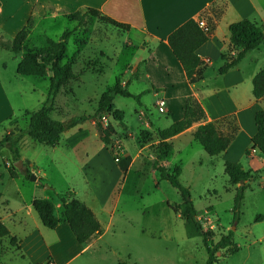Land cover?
Returning <instances> with one entry per match:
<instances>
[{"label": "crops", "instance_id": "0c3cea01", "mask_svg": "<svg viewBox=\"0 0 264 264\" xmlns=\"http://www.w3.org/2000/svg\"><path fill=\"white\" fill-rule=\"evenodd\" d=\"M22 1L25 2V8L21 14L16 15L20 13L18 9L10 11L14 12L10 15L5 12V8L14 6L16 0H0V15L5 12L2 16L6 21L21 16L20 22L11 31V35H14L29 17L41 18L47 15L66 17L65 13L75 10L84 11L87 7L98 8L110 17L129 24V28L125 30L127 33L125 46L133 47L132 53L134 54H131L130 62L128 61L122 69L125 75L123 82L129 80L130 77H134L135 80L143 78L147 82L146 88L143 89H148L149 93H152L154 102L159 97L165 99L166 111L163 113L167 117L153 122L145 113L142 117L136 112L140 124L134 125L133 122L125 119L123 110L115 105V96L112 103L114 108L119 110L127 133L134 134L139 130L154 132L168 126L172 121L183 116L186 98L193 95L203 107L205 116L202 120L193 122L189 127L165 139L171 141V154L172 151H180L179 148H175V143L179 140L188 139L182 145L192 144L191 133L197 124L216 121L223 116L234 114L237 132L225 150L211 157L223 162H240L245 169H250L257 174L249 181L242 202L247 196V189L250 188L249 192H253L255 198V215L254 221L247 227V230L252 238L251 241L258 244L255 264H264V154L256 147H251V137L256 131L254 112L264 107V96L256 99L252 94V77L264 66V39L256 48L248 51L235 66L221 74L217 71L223 61L221 53L228 49H231V53L235 51L229 40V23L244 17L257 23H264V0ZM220 2V8L216 7ZM213 8L217 10L214 12ZM189 17L202 19L213 27L208 39L196 49L204 63L202 77L196 82H189L167 42L169 32ZM94 19L90 17L86 24L80 26L75 22L73 32L77 30L80 32L87 30V33L91 34L98 32L100 28L94 25ZM109 36L111 33L103 30L101 34H98V39H106ZM91 41V36L86 37L85 41L79 44V53H82ZM118 45L121 46L120 43ZM96 47L99 51L111 53L105 51L101 45ZM108 63L109 65L104 64L88 73H95V79L100 81L106 75L114 79L117 74L116 65L110 60ZM86 72L85 70L81 75L84 77ZM103 85L106 88L109 84L105 82ZM70 95L71 99L63 95L61 91L57 93L54 105L59 104L60 114L55 119L64 120L71 116L88 114L86 112L77 114L75 103L77 97L74 94ZM5 103H7L6 94L3 85L0 84V111L2 112L6 108ZM141 110L138 108L135 111L141 112ZM87 121L90 127L96 129L93 126V119H87ZM220 128L225 130V121L220 122ZM79 131L80 139L89 132L82 127H79ZM98 137L101 140L100 133ZM157 142L158 138H154L151 142L138 144L129 137H122L119 143L123 147V153L119 161H115L110 148L101 140V143L75 170L78 174L77 181L73 180L75 173L67 174L65 169L59 167H56L58 175L53 179L49 174V167L53 162L54 166L57 165L55 159L50 158V164L48 163L46 168V165L41 164L40 159L31 160L19 153L22 165L16 171V175L8 176L9 179H6L5 175L0 179V219L7 226L9 236L17 238L16 244H11L8 236L0 238V264H73L75 260H78L76 264H102L107 255L100 253L101 236L114 226L117 204L132 170L140 168L139 171L143 174L147 168L152 166L160 174L158 170L160 165L169 171L174 167H179L176 162L168 160L170 154L164 159L154 161L147 157L146 151L148 153L150 145ZM59 144L52 145V147L55 148ZM80 145L82 143L76 140L72 142L71 147L77 148ZM247 149L248 153H245ZM153 154L155 157V153ZM179 160L178 158L177 161ZM5 161L9 163L10 159L6 158ZM23 168L34 172L42 179V182L30 180L29 176H25ZM257 178L260 179L259 189L253 191L251 182ZM66 191H71V196L81 200L99 221L100 233L91 236L84 243L77 240L68 222L64 219H61L54 228L45 226L32 206L34 198H49L54 203L55 213L60 216L62 202L59 194ZM181 202L182 196L180 202L169 204V206ZM233 241L235 242L234 238ZM235 243L238 251L240 246L237 242ZM234 253L226 254L224 258ZM116 264H124V262L118 261Z\"/></svg>", "mask_w": 264, "mask_h": 264}, {"label": "rangeland", "instance_id": "374dc122", "mask_svg": "<svg viewBox=\"0 0 264 264\" xmlns=\"http://www.w3.org/2000/svg\"><path fill=\"white\" fill-rule=\"evenodd\" d=\"M15 3L14 6H7L4 11L12 15L14 12L10 11L19 9L20 13L16 15L21 14L25 8V2L16 0ZM220 6L221 2L216 7L220 8ZM213 10L215 12L217 9L213 8ZM5 12H2V15ZM2 15H0V36L3 39H11L13 37L11 31L20 22L21 16L6 21ZM30 22L32 27L25 41L27 47H40L45 44L47 38L56 39L64 29H72L75 22L77 23L76 20L73 21L61 15L56 17L47 15L41 18L33 16ZM93 23L100 28L98 32L91 34L87 33V30L85 32L77 30V32H72L67 39V54L72 55L79 49V44L85 41L86 37H92V41L82 50V53L78 51L75 54L73 70L76 76L65 83L60 90L70 99V94L77 97L75 101L77 114L80 112L93 113L96 110L98 98L105 88L103 84L105 82L111 84L114 80L107 75L101 81L96 80L95 73L89 74L88 71L92 72L94 68L102 67L104 64L109 65L110 60L115 63V71L122 83H125L123 82L125 75L122 69L128 64V61L130 62L131 54H134L132 53L133 47L125 46L127 36L125 30L96 18ZM103 30L110 32L111 36L106 39H98V34H101ZM119 43L122 47L118 45ZM100 45L105 51L111 53L99 51L96 46ZM23 53L24 49L15 54L0 47V84L3 85L6 94L7 103L5 104L8 105L3 112L0 111V139L8 130L21 129L18 147L19 153L24 158L40 159L41 164L46 165V168L49 159H55L56 166H54V162L53 164L49 163L51 177L53 179L57 177L56 167H59L65 169L67 174L75 173L73 180L77 181L78 174L75 170L78 165L101 143L98 133L101 137L103 123L97 117L93 119V126L96 129L89 126L87 119L76 123L61 133L60 144L55 148L52 145L36 142L28 136L26 133L27 119L23 115V111L34 110L41 105L46 97L48 79L47 76L25 75L16 72L17 61ZM85 70L87 72L83 77L81 73ZM146 86L147 82L143 78L135 80L134 77H130L127 88L134 93L142 92L139 100L123 95H116L114 100L115 105L123 110L125 119L133 122L134 125L140 124L138 115L143 117L144 113L153 122L161 121L167 117L165 113L158 111L154 99H152V93H149L148 89H143ZM138 108L142 109L141 112L135 111ZM107 113H109L108 124H112L114 127L110 143L119 141L122 137H129L138 144L143 143L142 130L131 134L124 129L122 117L121 119L119 117V110L116 116L111 111ZM59 114V104H56L50 112V116L56 118ZM79 127L89 131L82 139H80ZM151 135L152 137L156 136L155 131ZM144 137L147 138L149 135L146 134ZM76 140L82 145L72 148L71 144ZM187 140L182 139L175 143V148H179L180 151H172L168 160L176 162L180 167L179 181L188 189L194 207L200 211L211 206V218L219 220V228L212 233L210 240L216 241L230 228L233 230L235 242L240 246V249L232 255L225 258L219 255L215 264H255L258 244L251 241L252 238L247 230V227L254 221L255 215L253 192H249L250 188L247 189L240 217L235 222L231 211L234 187L229 186L223 161L209 156L201 144L194 139L191 145H182ZM110 143L106 145L109 147ZM154 145L156 143H152V146ZM149 151L154 153L151 149ZM147 157L149 156L147 155ZM6 158L11 160V153L4 146L0 148V173L9 179L7 167L11 165V161L6 163ZM149 158L152 159L151 161L155 159V157ZM178 158L179 161H177ZM139 170L141 169L135 168L130 173L117 204L113 228L101 236L100 253L107 255L102 264H116L118 261H123L124 264H203L207 253L201 235L188 236L184 224L185 219L177 215L169 206V204L181 201L179 190L152 166L147 168L143 174ZM38 178L42 181L40 177ZM259 181L260 179L257 178L251 182L253 191L259 189ZM261 224L263 223L261 222ZM77 261L75 260L73 264H76Z\"/></svg>", "mask_w": 264, "mask_h": 264}, {"label": "trees", "instance_id": "16d2710c", "mask_svg": "<svg viewBox=\"0 0 264 264\" xmlns=\"http://www.w3.org/2000/svg\"><path fill=\"white\" fill-rule=\"evenodd\" d=\"M65 16L70 20H76L79 26L86 24L87 19L93 17L121 30L129 28L128 23L116 20L95 7H87L84 11L75 10L65 13ZM31 19L29 17L11 39H3L0 36V47L8 49L15 54L24 49V53L16 65L17 73L47 76V93L41 105L34 110L26 109L23 111V115L27 119L26 133L34 141L46 145H55L59 143L61 133L76 123L83 122L86 119H94L101 112L111 111L116 116L118 110L114 108L112 103L116 95L130 96L139 100L142 92L133 93L128 90L127 85L130 79L122 83V80L116 74L113 82L100 94L96 110L93 113L71 116L64 120L52 118L50 112L53 109L57 93L63 88L65 83L76 76L73 65L75 63V54L78 53L79 49L72 55L67 54V39L75 28L64 29L56 39L47 38L45 44L40 47H27L25 41L32 27ZM199 20V18L189 17L167 35L168 45L185 71L189 82H196L202 77L204 63L197 54L196 49L208 39L213 28L207 22L206 27L202 26ZM228 29L230 44L235 51L231 53V49H228L221 53L223 61L217 69L220 74L235 66L248 51L256 48L264 39V23H257L248 17L230 22ZM252 94L256 99L264 96V66L252 77ZM204 116L205 112L200 102L193 95H189L185 101L183 116L172 121L168 126L157 129L155 131L156 136L153 135L152 137V132L142 130L141 132L144 136L146 134L149 135L147 138L142 137V144L158 138L156 145L152 146L151 144L150 149L155 153L154 160L164 159L171 152V141H166L165 139L189 127L193 122L202 120ZM119 117L121 119L120 113ZM223 121L226 122L225 130L220 128V122ZM254 122L256 131L251 137V147H256L264 154V107L254 112ZM113 131L114 127L112 124L103 127L101 140L105 144L108 145L110 143V136ZM21 132V129L14 128L8 130L0 139V148L6 146L11 153V165L7 168L9 175L12 177L16 175L14 162L20 158L18 140ZM236 132L235 116L234 114H229L216 121H206L197 124L191 134L193 139L201 144L208 155L214 156L227 148ZM245 153H248V149ZM223 167L229 186L234 187L231 211L233 220L237 222L241 214L244 191L248 187L249 181L254 179L257 174L250 169H245L240 162L224 161ZM22 170L25 176L28 177L30 170L27 168ZM158 170L161 176L167 178L182 196L181 203L170 207L175 213L185 219L184 224L187 235H201L202 237L207 253L203 264H215L219 255L224 256L237 251L238 246L233 241L232 229L229 228L226 234L216 241L210 240V236L212 237L213 235L212 232L201 230L196 220V215L199 211L193 206L188 189L179 181L180 168L174 167L169 171L163 165H160ZM2 176L3 173H0V178ZM71 194V191L59 194L62 202L60 216L55 213L54 203L49 198H34L32 206L45 226L54 228L61 219H64L68 222L77 240L84 243L91 236L100 233V224L93 212L81 200L71 196ZM4 236L9 237L11 244L17 243V238L9 236L7 226L0 219V238Z\"/></svg>", "mask_w": 264, "mask_h": 264}, {"label": "built area", "instance_id": "2783aa9c", "mask_svg": "<svg viewBox=\"0 0 264 264\" xmlns=\"http://www.w3.org/2000/svg\"><path fill=\"white\" fill-rule=\"evenodd\" d=\"M199 23L202 26L206 27V24L202 19L199 20ZM155 105L157 106V109L159 112L163 113L166 111V102H165V99L163 97L157 98L155 100ZM108 117H109V113L101 112V113H99L97 119L100 122H102L103 126L105 127L108 124ZM109 147H110V150L112 151L113 159L115 161H119V159L123 153L122 145L119 143V141H116L114 143H110ZM147 155L149 157H152V158L154 157V155L151 151H149L147 153ZM153 177H154V175H153ZM211 215H212V209L210 207H206L197 213L196 220L198 221L202 231L214 233L219 228L218 220H213L211 218Z\"/></svg>", "mask_w": 264, "mask_h": 264}, {"label": "water", "instance_id": "95a60500", "mask_svg": "<svg viewBox=\"0 0 264 264\" xmlns=\"http://www.w3.org/2000/svg\"><path fill=\"white\" fill-rule=\"evenodd\" d=\"M22 165V162H21V159L18 158L15 162H14V166L17 167V168H20ZM29 179L30 180H34L38 183H41L42 181L36 176V174L34 172H30L29 174Z\"/></svg>", "mask_w": 264, "mask_h": 264}]
</instances>
